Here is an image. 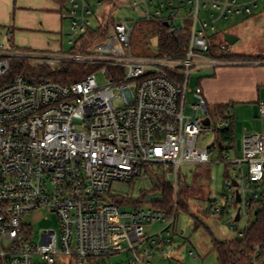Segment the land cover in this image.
Here are the masks:
<instances>
[{
    "label": "built area",
    "instance_id": "2783aa9c",
    "mask_svg": "<svg viewBox=\"0 0 264 264\" xmlns=\"http://www.w3.org/2000/svg\"><path fill=\"white\" fill-rule=\"evenodd\" d=\"M261 7L264 0H69L70 52L15 50L0 43V264H103L123 253L129 254L123 264H184L170 236L172 223L146 234V225L173 218L165 209L124 210L105 197L111 183L130 182L149 167H160V176L168 175L167 167L174 170L177 212L180 166L224 165L234 174L224 178L228 195L210 192L202 212L226 217L232 230L249 212L257 219L264 208V132L245 133L239 155L234 139L221 136L234 130V121L225 116L215 123L200 87L195 103L188 105L187 97L194 66L242 63L230 59L227 42L221 51L229 59L206 57L212 49L207 34L217 32L221 19L253 17ZM95 8L129 10L136 17L132 24L101 13L94 22ZM141 23L172 32L187 28L188 48L159 56L154 38V57L135 56L132 40ZM100 28H108L104 40L79 52L82 38ZM15 61L34 69L58 71L70 64L118 75L107 84H99L95 72L68 85L33 84L8 79ZM259 109L264 119V101ZM42 210L57 217L59 230L36 236L23 218ZM251 264H264L261 247L254 248Z\"/></svg>",
    "mask_w": 264,
    "mask_h": 264
},
{
    "label": "rangeland",
    "instance_id": "374dc122",
    "mask_svg": "<svg viewBox=\"0 0 264 264\" xmlns=\"http://www.w3.org/2000/svg\"><path fill=\"white\" fill-rule=\"evenodd\" d=\"M69 9V6L67 7ZM96 9V18L101 13L106 16H112L115 21H130L136 17L134 12L129 10L111 11L109 8ZM193 11V9L191 8ZM190 11V9H189ZM67 11L64 13L66 17ZM38 20L34 27L36 30L46 33L47 27ZM150 23H141L136 25V31L132 40L131 51L137 57H154L156 49L151 46V42L146 40L140 30L152 31L154 27L147 25ZM217 32L207 34L208 40L212 46L210 54H204L208 58L229 59L230 56L222 53L221 46L227 44L225 35L230 34L238 38V42L231 47L233 56L247 57L233 60L240 61L237 65L219 66V67H201L194 66L189 81V93L187 104L191 105L197 101L195 90L200 87L208 104L209 113L215 123L222 118L230 117L234 121V145L237 153L240 155L245 133L261 134L264 132V119L260 116L259 102L264 101V7L256 12L253 17L229 16L221 19L217 23ZM96 28V25L92 26ZM8 32L23 33L24 36L32 38L29 31L15 29L12 25L0 27V43L6 46L12 45L15 50H27L30 45L23 46L26 49L15 47L21 43L19 40L11 42V35ZM34 34V33H33ZM63 52L72 50L69 44L70 21L65 19L63 22ZM79 38V37H78ZM76 38V40L78 39ZM114 41L113 38L109 39ZM104 50V48L102 49ZM197 60V59H196ZM259 62V64L248 62ZM99 84H107L116 80L117 72L110 70V73L103 75L102 72H95ZM120 105L119 101L115 102ZM189 110L188 112H190ZM216 134H209L210 141L217 140ZM201 145V144H200ZM231 157L235 158V152H231ZM160 167H149L143 170L142 176L133 179L130 182H113L110 191L105 195L108 201H116L125 198L126 204H122L124 210L149 209L160 206L162 194L158 191L159 178L155 175ZM168 181L174 185L175 172L167 167ZM163 171V169L161 168ZM225 176L233 177V172L221 164L213 163L206 168L203 166L181 165L178 169L179 186L186 185L192 192V200L188 208H179L172 219L160 223H153L145 226L146 234L153 235L164 230L172 223L170 236L172 237L174 247L182 251L181 261L184 264H219L216 254L213 252L214 240L221 243L234 242L242 239L241 234L252 225L255 220V214L249 212V216L235 224V230H232L231 222L226 218L208 217L202 210L207 208L206 197L210 192H217L220 195H228L224 186ZM205 177V180L203 178ZM209 181V186L207 185ZM211 181V184H210ZM205 200V201H204ZM119 203V202H118ZM121 203V202H120ZM121 205V204H120ZM23 224L38 235L45 230H59L58 219L48 210H42L23 218ZM194 253V256L190 255ZM129 257V254L106 258L103 264H123ZM179 264V263H173Z\"/></svg>",
    "mask_w": 264,
    "mask_h": 264
},
{
    "label": "trees",
    "instance_id": "16d2710c",
    "mask_svg": "<svg viewBox=\"0 0 264 264\" xmlns=\"http://www.w3.org/2000/svg\"><path fill=\"white\" fill-rule=\"evenodd\" d=\"M60 7L61 13L68 11L69 0H51ZM154 27V30H140L143 37L149 42L158 38L159 56L173 55L184 52L188 48L190 34L188 29H182L178 32H172L160 24H147ZM108 28H100L96 31H90L81 40L82 48L79 52L87 53L92 48L102 42L106 36ZM12 42V40H11ZM151 44V43H150ZM231 58L240 59L247 57L231 56ZM95 72L93 67H80L76 65H64L60 70H51L50 68H32L27 61H15L12 64L9 80L17 77H23L26 81L33 84H39L45 81H53L63 85H68L80 81L83 77ZM235 131L233 129L225 131L221 136L224 141L230 142L234 139ZM158 191L162 194L160 207L167 211V216L172 218L175 213L174 185L168 181L166 176L158 177ZM192 192L186 185L179 187L177 198L178 209H187L192 200ZM119 202V203H118ZM121 202V203H120ZM118 204L127 203L125 198L117 200ZM261 247L264 253V208L258 213L256 221L250 225L242 239L234 242L221 243L214 240L213 252L217 256L219 264H251V257L255 247Z\"/></svg>",
    "mask_w": 264,
    "mask_h": 264
},
{
    "label": "crops",
    "instance_id": "0c3cea01",
    "mask_svg": "<svg viewBox=\"0 0 264 264\" xmlns=\"http://www.w3.org/2000/svg\"><path fill=\"white\" fill-rule=\"evenodd\" d=\"M60 7L51 0H0V27L8 24L21 31H29L32 38L25 34L10 33L14 43L20 41L15 47L26 49L23 46L30 45L31 50L59 52L63 51V22L66 19L61 13ZM38 20L47 27L46 33L36 30ZM34 33V34H33ZM209 186V181L207 182ZM211 184V181H210ZM182 252V251H181Z\"/></svg>",
    "mask_w": 264,
    "mask_h": 264
},
{
    "label": "water",
    "instance_id": "95a60500",
    "mask_svg": "<svg viewBox=\"0 0 264 264\" xmlns=\"http://www.w3.org/2000/svg\"><path fill=\"white\" fill-rule=\"evenodd\" d=\"M225 40L230 46H232V45H234V44H236L238 42V38L236 36H233V35H230V34L225 35ZM209 123H210V121H209V119H207L205 121V124L207 126H209ZM238 202H240V197L239 196H238ZM239 217H240V215L238 214L237 217H236V221H239Z\"/></svg>",
    "mask_w": 264,
    "mask_h": 264
}]
</instances>
